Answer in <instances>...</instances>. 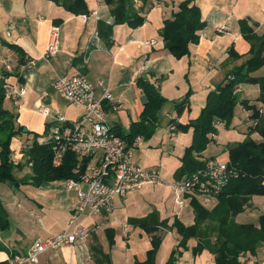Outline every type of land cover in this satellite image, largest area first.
I'll return each mask as SVG.
<instances>
[{"label":"crops","instance_id":"1","mask_svg":"<svg viewBox=\"0 0 264 264\" xmlns=\"http://www.w3.org/2000/svg\"><path fill=\"white\" fill-rule=\"evenodd\" d=\"M85 1L89 13L73 15L49 0H0V78L5 70L4 63L9 62L11 76L5 81L6 87L24 90L18 106H14L9 98L3 104L15 116L16 127L23 128L22 133L11 140L13 159L17 162L24 160L23 149L28 147L27 143L21 144L24 138L33 140L35 135L44 133L48 121L37 111L41 104L65 119L66 105L59 102L61 98L53 89L58 79L84 75L93 84L103 81L110 92V99L103 102L107 126L122 135L128 134L131 124L140 120L146 103L140 101L144 94L138 82L144 80L166 101L157 113V126L152 134L144 143L141 137L140 144L132 150L133 162L144 169H160L169 183L175 180L174 172L181 166L185 149L191 145L192 128L175 131L171 153L164 158L169 160L174 156L177 162L171 163L167 171L162 169L161 161L148 158L159 153L155 148H160L162 154L163 144L169 138V119L176 117L175 104L185 98L187 100L177 123L185 126L198 117L206 95L221 84L226 73L242 60L234 61L228 51L232 49L235 54L245 56L249 50L248 43L240 34L239 22L246 21L257 34L264 32V0H193L192 4L199 8L205 27L198 32V43L189 45V54L181 59H175L167 52L160 32L164 21L172 20L179 5L186 0H132L136 19L141 18L136 26L129 23L113 25L111 7L104 0ZM98 22L111 26L107 40L99 37ZM10 25L13 28L9 32ZM221 26H225L226 31L217 33L216 29ZM55 30L59 34V50L52 58L45 59L43 55ZM21 60L24 64L33 60L34 64L23 67ZM263 74L264 69L254 75ZM254 87V98L243 97L250 104L255 103L258 96V89ZM96 95L101 97L100 88L96 89ZM118 105L121 106L119 109H112ZM237 108L238 113H235L231 126L224 130L241 134V139L233 143L242 141L248 131L243 120L247 112L240 106ZM222 129L225 127L210 137L211 142L200 158H216V154L222 153L226 154L227 160L226 147L233 143L221 142ZM137 151L139 155L136 158ZM97 161L98 154L92 157L90 164ZM29 172L28 167L15 171L17 178ZM171 174L170 179L168 175ZM0 187V199L9 218L8 229L0 232V263L14 254H25L35 239L65 230L77 202L75 190H68L62 180L46 182L39 187L30 184L12 187L7 183H0ZM18 199L23 200L22 205ZM13 201L17 203L12 204ZM259 201L263 204L259 205ZM189 202L190 198L185 197L184 206L178 207L171 189L165 185H146L124 197H116L110 213L82 218L79 224L89 230L84 242L48 251L40 256L38 264L141 263L145 261L146 252L151 249V239L155 236L161 239L155 264H165L173 252L175 264H214L210 254L201 259V254L206 251L193 255L194 239L186 242V248L179 246L181 235L173 223L176 220L184 227L193 225L194 215ZM254 209L264 212V197H252L243 213ZM240 215L235 220L244 223L239 220ZM151 216L154 219L149 220L146 226L137 224ZM161 222L165 224L161 226ZM151 228L156 229L149 232ZM8 231L13 234L3 238ZM19 235H22V241Z\"/></svg>","mask_w":264,"mask_h":264},{"label":"trees","instance_id":"2","mask_svg":"<svg viewBox=\"0 0 264 264\" xmlns=\"http://www.w3.org/2000/svg\"><path fill=\"white\" fill-rule=\"evenodd\" d=\"M73 15H86L89 13L85 0H49ZM111 7L113 25L129 23L138 25L141 21L136 19L132 0H104ZM193 0H186L179 5V10L172 20H166L160 32L164 48L175 59H181L189 54V45L198 43V32L204 29L205 22L201 20L200 10L192 4ZM240 34L249 45L245 56L235 54L232 49L228 51L234 61L241 60L228 71L221 84L215 86L205 99L203 108L198 117L183 126L171 121L176 131L192 128V142L185 149L181 158V166L175 173V180L183 179L200 169L204 161L209 158H200V154L211 142L212 135L217 133L213 127L214 122L220 121L225 128H229L235 117V109L240 106L247 112L245 119L248 131L245 138L226 147L227 162L237 172V178L230 180L225 188L214 197L213 206H205L198 197H190L189 205L194 215V223L184 227L176 220L174 226L181 235L179 246L186 248L189 239H194L196 245L192 249L194 256L203 251L213 256L214 264H247L242 259L249 254L257 255V249L264 244V212L260 213L256 223H238L236 217L248 207L252 197H264V74H254L264 69V32L257 34L246 21L239 22ZM97 33L103 40L111 35V26L98 22ZM21 64H24L21 60ZM11 76L3 70L0 78V183H7L12 187L30 184L39 187L46 182L65 181L73 179L78 181L90 165L91 156L78 158L70 151H66L60 160L55 161L51 144H38L39 138H44L52 125L45 126L42 135H35L31 146L26 150L24 160L17 162L13 159L11 140L21 134L23 128L16 127L15 116L4 108L7 98L6 79ZM248 84L256 86L258 96L255 103L243 99L240 86ZM146 104L141 113L140 120L132 123L128 134L113 133L121 137L127 146L137 137H149L157 126V113L165 103L160 93L144 80H139ZM187 105L186 98L175 104V114L179 117ZM255 123V125H254ZM257 134L258 138L252 137ZM25 145V144H24ZM211 158V157H210ZM25 167L30 172L17 178L15 171ZM154 217L137 222L146 226ZM161 222L160 225H164ZM8 214L0 199V232L8 229ZM151 228L149 232L155 231ZM161 239L157 236L151 239V249L146 252L144 262L135 264H155V257ZM175 254H171L165 264H175Z\"/></svg>","mask_w":264,"mask_h":264},{"label":"built area","instance_id":"3","mask_svg":"<svg viewBox=\"0 0 264 264\" xmlns=\"http://www.w3.org/2000/svg\"><path fill=\"white\" fill-rule=\"evenodd\" d=\"M85 20L86 17L82 16ZM9 26V32L12 30ZM217 33H224L225 26L216 29ZM7 32V36H9ZM60 47L58 31L50 35V41L43 58L55 56ZM34 61H27L23 67L33 66ZM6 72L11 71L9 62L4 63ZM100 88L102 95L97 97L96 89ZM57 95L66 103L82 110V116L77 123L69 122L53 111L50 107L41 104L37 111L52 125L42 143L51 144L54 160L58 162L66 151L72 152L78 158L95 157L98 161L88 165L86 171L78 181L65 180L68 190H75L77 202L68 220L65 230L45 238L35 239L25 254H14L0 264H23L29 262L38 264L44 253L59 249L63 246H73L77 242H84L88 236V229L79 224L82 218H90L112 211V201L116 197H124L129 192L142 189L146 185H165L174 195V203L183 207L185 197H200L207 204L209 198H214L225 188L230 180L237 178V172L227 162H219L215 158L204 161L203 166L190 176L166 183L161 172L156 168L142 169L133 162L132 150L141 141L137 136L127 146L124 140L111 131L107 126V115L103 109V102L110 99V92L103 81L91 83L84 75L72 76L67 79H58L53 84ZM24 95L21 87H9L7 98L14 106L19 105V98ZM121 106H113V110ZM248 117V116H247ZM245 118L247 122L250 120ZM178 117H170L167 130L172 139L176 131L174 124ZM255 125V123H254ZM213 127L218 130L224 124L216 121ZM213 137V135H212ZM25 148V146H24ZM85 185L86 189L82 190Z\"/></svg>","mask_w":264,"mask_h":264},{"label":"rangeland","instance_id":"4","mask_svg":"<svg viewBox=\"0 0 264 264\" xmlns=\"http://www.w3.org/2000/svg\"><path fill=\"white\" fill-rule=\"evenodd\" d=\"M240 88H241V91H242V89H243V92H242V98L243 97H248V98H254L255 96H256V88L253 86V85H248V84H242L241 86H240ZM252 101H254V100H252ZM59 102L60 103H63L64 101L61 99V101L59 100ZM65 103V102H64ZM63 103V104H64ZM65 105H66V103H65ZM6 107V105H4V108ZM64 111H65V119H69L71 122H73V123H77L78 121H79V119H80V117L82 116V110H79V109H76L75 107H73V106H71V105H66V106H64ZM200 111V110H199ZM235 113H238V108H236L235 109ZM263 115H264V111H263V113H262ZM68 120V121H69ZM229 129V128H228ZM228 129H222L223 131H221V132H223V133H221L222 134V138H221V142H227V141H230V142H235L236 140L237 141H239L240 139H241V134H239L238 132H236V131H233L232 130V132L231 133H229V131L227 132V131H224V130H228ZM220 134V133H219ZM174 135L176 136V132H174ZM168 136H169V138H167V140H166V143L165 144H163V146H164V148L162 147V154H161V151H160V148H155V149H158L159 150V153L158 152H156V154H151L150 156H149V160H152V159H156V161H161L160 163H161V165H162V169H164L165 171H167L166 170V168H170V165H171V163H175V162H177L176 161V159H175V157L174 156H171L170 157V159L168 160L167 158H164L168 153H171V152H169L170 150H171V146H173L172 144V142H171V140H172V138H171V136H170V133H168ZM253 137H256V138H258V136H257V134L256 135H254ZM141 140H142V138H141ZM147 140H146V138H143V141H142V143H144V142H146ZM173 141V140H172ZM176 141V140H175ZM32 142H33V140H32V138H31V140H26L25 138L21 141V144H28V147L26 148V149H23L24 150V153L26 152V150L31 146V144H32ZM37 142H38V144H42V138H39L38 140H37ZM140 144V143H139ZM165 147H166V149H165ZM167 148H169V149H167ZM153 150V149H152ZM177 150V149H176ZM177 154V153H176ZM138 155H139V151H137L136 152V158L138 157ZM161 156H163V159L161 158ZM177 156V155H176ZM216 160L217 161H219V162H224V161H226V159H225V157H226V154H222V153H219L218 155L216 154ZM135 157H134V159H135ZM162 159V160H161ZM141 168V167H140ZM142 169H144V168H142ZM160 172H161V175H162V179H163V181H165L166 183H167V179H165L166 177L164 176L165 174L164 173H162V171L160 170V169H158ZM174 174H175V172H174ZM173 174V175H174ZM169 177L170 176H172V174L171 175H168ZM170 179H171V177H170ZM0 188H2V187H0ZM86 189V186L85 185H83L82 186V190H85ZM17 195V194H16ZM202 202H203V199L202 198H200V197H198ZM18 201H19V204L20 205H22L23 204V200L22 199H18ZM215 201V199L214 198H209L208 199V203L207 204H205V203H203L205 206H207V207H209V206H213V204L215 203L214 202ZM14 203H17V201H13V203L12 204H14ZM263 203H262V201H259V205H262ZM16 205V204H15ZM13 206L14 205H12V209H13ZM211 206V207H212ZM13 210H15V209H13ZM260 210H257V209H254V210H251L249 213H242L241 215H240V217H239V220L240 221H242V222H244V223H254V222H256L257 220H258V216H259V214H260V212H259ZM20 230V229H19ZM6 231V230H5ZM11 233L12 232H10V231H8V232H6V235H3V238H5V236H9V235H11ZM13 234V233H12ZM15 234V233H14ZM15 238H17L16 236H14ZM19 237H20V240L22 241V235H19ZM205 253V252H204ZM204 253H202L201 254V259L203 260V259H205L207 256H209L208 254V252H206L205 254ZM243 261H246V263L247 264H264V244H262L258 249H257V255H255V256H250L249 254H247L246 256H244V258L242 259Z\"/></svg>","mask_w":264,"mask_h":264},{"label":"water","instance_id":"5","mask_svg":"<svg viewBox=\"0 0 264 264\" xmlns=\"http://www.w3.org/2000/svg\"><path fill=\"white\" fill-rule=\"evenodd\" d=\"M140 101H141L142 104H145V103H146L145 97L142 96V97L140 98Z\"/></svg>","mask_w":264,"mask_h":264}]
</instances>
